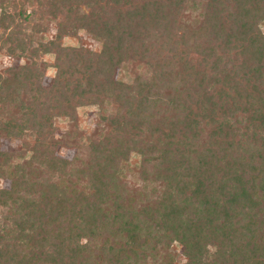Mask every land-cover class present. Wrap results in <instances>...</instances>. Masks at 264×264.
<instances>
[{
    "label": "trees",
    "instance_id": "obj_1",
    "mask_svg": "<svg viewBox=\"0 0 264 264\" xmlns=\"http://www.w3.org/2000/svg\"><path fill=\"white\" fill-rule=\"evenodd\" d=\"M36 5L38 18L55 21L51 40L34 41L44 26L21 10L0 18V51L25 61L0 74V105L19 110L0 131L32 135L23 166L0 151V178L9 181L0 188V264H172L171 242L182 247L184 264H264V0ZM185 10H199L196 29L178 25ZM78 32L100 42V51L61 44ZM43 55L55 69L49 88L41 86ZM139 59L151 68L147 79H113ZM110 103L91 158L62 173L69 164L54 155L53 118L71 121L78 106ZM133 155L144 183L137 196L145 198L149 185L154 198L135 214L115 177ZM34 163L61 177L35 180ZM107 204L110 213L101 208Z\"/></svg>",
    "mask_w": 264,
    "mask_h": 264
},
{
    "label": "rangeland",
    "instance_id": "obj_2",
    "mask_svg": "<svg viewBox=\"0 0 264 264\" xmlns=\"http://www.w3.org/2000/svg\"><path fill=\"white\" fill-rule=\"evenodd\" d=\"M196 2V0H195ZM24 12L23 16L32 18L39 21L44 27L45 31L40 32V34L34 35V41L37 40L39 36H42L43 41L51 40L55 34V21H50L49 19L38 18V7L36 5V0H0V18L2 13L10 14L15 16L18 11ZM199 10L187 11L185 10L178 19V25L185 29H196L199 24ZM15 20L19 19L15 17ZM30 21V20H29ZM25 21V22H29ZM7 25V24H6ZM9 28V25H7ZM30 26V25H29ZM10 29V28H9ZM258 30L261 34H264V21L258 26ZM26 34L29 30L25 31ZM61 44L68 48H83L91 52H99L101 49V43L94 40L90 35L85 32H78L73 37H65L62 39ZM197 47L190 44L187 47L188 60L194 62L197 55ZM39 59L44 64L43 78L41 80V86L43 88H49L51 81L55 75V69L51 66L52 56L43 55ZM24 59L17 52L15 57H10L5 55V50L0 51V74L10 67L24 64ZM151 74V68L146 63L145 60H128L120 68L114 71L113 79L122 83L129 84L132 80L139 76L143 79H147ZM115 105L113 103L103 104L100 108L97 105L86 104L84 106H78L75 108V113L73 119L70 121L67 117H57L52 120L53 133L51 139L58 142L54 149V155L56 158L62 159L69 165L65 169H61V172L68 174L75 169L83 166L88 159L91 158V152L89 149V144L91 142H98L101 138H98L100 134H104L106 131L105 123L101 122L102 116H105L113 112ZM19 118V110L14 107L10 101H5L4 104L0 105V122L2 125L7 122L9 117ZM4 132L0 131V151L11 155L14 160L11 163H18L23 166L25 160L29 157V152L27 151L32 144V135L29 132H25L19 138L6 137ZM18 156V157H15ZM151 155L150 158H153ZM16 159V161H15ZM139 156H130L126 166L123 167L116 177V186L123 190L121 198H130V206L133 209L131 214H135L141 210V206L148 205L149 200L153 201V195L150 194V186L147 185L144 188L145 198H138L137 194L143 190L144 183L139 176ZM124 164V163H123ZM123 164H117V167L123 166ZM153 161L150 160L146 163L145 168L148 172L151 170ZM39 169V174L34 178L35 180H46L54 184L57 182L61 174L58 172L48 173L44 168L34 163L32 165ZM27 175V173H26ZM72 182L76 179L72 175H68ZM9 181L4 178H0V188H8ZM160 184L154 185V189L157 193L161 191ZM101 208L108 209V212H112V206L107 204L102 205ZM0 209V216H1ZM124 216V215H123ZM144 216L140 215L138 218V223L143 220ZM80 244H85V239L80 241ZM162 247V245H159ZM169 249L167 253L172 256V264H184L185 257L182 253V247L177 242H171L169 244ZM212 248L208 247L209 253L212 252ZM159 261V259H158ZM147 264H152L149 259Z\"/></svg>",
    "mask_w": 264,
    "mask_h": 264
}]
</instances>
